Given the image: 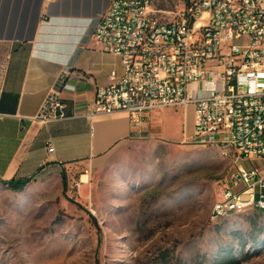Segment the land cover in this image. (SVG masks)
<instances>
[{"label":"rangeland","instance_id":"374dc122","mask_svg":"<svg viewBox=\"0 0 264 264\" xmlns=\"http://www.w3.org/2000/svg\"><path fill=\"white\" fill-rule=\"evenodd\" d=\"M186 2L151 9L164 21ZM167 109L163 134L184 135V113ZM231 167L216 146L141 137L84 184L82 171L0 183V264H264V211L210 217Z\"/></svg>","mask_w":264,"mask_h":264},{"label":"built area","instance_id":"2783aa9c","mask_svg":"<svg viewBox=\"0 0 264 264\" xmlns=\"http://www.w3.org/2000/svg\"><path fill=\"white\" fill-rule=\"evenodd\" d=\"M151 5L110 0L87 20L85 34L119 56L122 74L109 72L82 115L124 113L139 126L150 111L192 106V133L184 140L216 146L232 163L210 217L264 211V169L239 164L264 158V0H187L164 21ZM66 74L32 120L66 118L60 91L75 89Z\"/></svg>","mask_w":264,"mask_h":264},{"label":"crops","instance_id":"0c3cea01","mask_svg":"<svg viewBox=\"0 0 264 264\" xmlns=\"http://www.w3.org/2000/svg\"><path fill=\"white\" fill-rule=\"evenodd\" d=\"M109 1L0 0V183L29 184L70 171L87 176L136 139L182 141L192 133V106L180 108L186 133L175 138L163 134L167 108L146 113L139 126L124 113L92 120L82 115L96 89L109 83V72L122 74L119 56L85 34L87 20ZM65 74L75 86L60 91L66 118L47 124L32 120ZM246 159L255 163L246 169H264V158Z\"/></svg>","mask_w":264,"mask_h":264},{"label":"trees","instance_id":"16d2710c","mask_svg":"<svg viewBox=\"0 0 264 264\" xmlns=\"http://www.w3.org/2000/svg\"><path fill=\"white\" fill-rule=\"evenodd\" d=\"M28 181H21L17 183H13L12 181H2L1 183L11 189H20L23 188Z\"/></svg>","mask_w":264,"mask_h":264},{"label":"bare ground","instance_id":"6f19581e","mask_svg":"<svg viewBox=\"0 0 264 264\" xmlns=\"http://www.w3.org/2000/svg\"><path fill=\"white\" fill-rule=\"evenodd\" d=\"M86 181H87V176L86 175H82L81 182L82 183H86Z\"/></svg>","mask_w":264,"mask_h":264}]
</instances>
